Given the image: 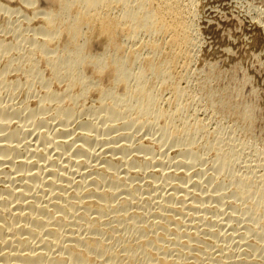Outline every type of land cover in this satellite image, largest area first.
Segmentation results:
<instances>
[{
  "label": "bare ground",
  "instance_id": "obj_1",
  "mask_svg": "<svg viewBox=\"0 0 264 264\" xmlns=\"http://www.w3.org/2000/svg\"><path fill=\"white\" fill-rule=\"evenodd\" d=\"M14 1L17 3L20 2L17 0H14ZM188 1L190 3L189 5L187 3ZM22 2H23V0H22ZM187 2L183 3V0H33V1L31 0L30 2H28L29 4H27V6L31 8L30 9L31 16H28V14L27 15L25 14L27 11L23 14L25 16H28L27 17L28 19L27 18L26 19L28 20L29 23H31L34 19H36L39 16V14H41L42 15L41 20H40L41 23H40V25H38L39 27L37 26L38 31L35 29V32H38V33L34 34V35L37 34L34 38H33L34 35L31 36L32 38L29 35H27L28 38H27V36L26 37L24 36L26 38L25 39L22 34H19V37L21 36L22 40L25 39L24 41H26V42H28L27 40L30 39L29 40L30 44L28 43L30 46L28 48H25V50L22 52H20L19 48H18L20 45L21 38L19 39V37H17V34H16V36L14 35L15 33L11 34V35H14L16 37V38L14 37V39H17L16 41H11L12 37L10 40L7 37L8 40L11 42L6 40V38H5L6 36H4V35H5V33H7L6 35L8 36L9 27H8V25H5V22L6 23L8 22V24H9V18H8V21L6 20V16L2 19V22H0L1 25L3 24L4 19L6 21L4 22L5 28H4V26H1V27H3L7 31L5 32L4 29L0 27L1 29H3L2 30L3 32L0 31L1 32L0 33V182L3 181L5 178L11 179L12 182L15 180L16 182L14 181L15 185L13 184L12 186H10L11 182H10V184L7 182L9 186L0 187V264H203V262H205L204 259H208L205 257V255L208 254V256L210 258L211 255H209V253H207L210 251H206L204 253V250L200 249V247H201L200 246L201 244L199 245L200 241L198 244H196V239L200 240V239H198V237L200 235L198 236L195 233V231L191 230L192 234H194V235L196 234L198 236V237L195 236L197 238H193L194 235L191 236V233H187V232H190V230L189 231L186 230V232H182L179 230L180 229L179 223L180 222H183L182 224L185 223L184 222L185 216H183V218L178 217V215L176 216L175 209L173 210L174 212L172 211V209H170L172 214L175 213V215L174 214L171 215V214L167 213L166 211L170 208V204H169V208H167L168 205L167 206L165 205L166 208L163 207L164 205L161 206L162 205L161 204L162 200L160 198L161 195H159L160 193L158 194L159 196L157 194L156 195L152 194L153 190H151V194L154 195L153 200H155V206L156 205L157 206H156V210H154V211H153V209L149 210V206H150L149 204L150 203L147 202V200H146V202L143 201V199L141 198L142 193H144L145 190L142 188H139L140 186L138 187L139 182L137 183L138 188L135 186V184H134L135 187L132 186L131 181H133L135 179L134 177H133V179L128 180V177L125 178L123 176H120L121 174H117V173H121L120 169H119V172L115 171L117 173L113 172L116 168L118 169V166L115 167V169L113 168L114 170L111 171L112 166L115 164L110 165L111 166V168H110L109 162L108 163L103 162L105 164L107 163L108 166H107V168H106V165H105V167L103 166L104 168L100 167L103 169L101 171H98L99 169L96 170L97 172H99V173H97L98 175H96V172L94 170L95 176L93 179L92 178H90V179H92L94 181V183H96V186L94 185L95 187L91 188V189H86L87 185L89 186V183H92L91 180H90L91 182H85V180H84L85 178L82 177L83 176L82 174H80V175H82L81 178H83L84 181L79 180L80 182H78V179H77V182H75L74 179L73 180H72V178L69 179L72 175H69L68 171L64 172V173H67V175H69L70 177L68 176L69 178L68 177L65 178L64 176L66 174H64L63 171H61V170L58 171V169H59L57 167L58 165L54 167L55 169L53 168V170H48L49 174H51V175L53 174L52 175L53 178H51V179L46 178V180H42V178L45 179V177H47V176L42 177V176H44V174L43 175L41 174L42 170H40L41 169V167L39 166L40 162L35 163L37 165L39 164L38 165L39 169H38V168H36L37 166L35 167V164L32 165L33 163H31V162L29 163L28 160H27L28 162L26 160H24V159H27L29 156L32 158L35 155L34 153L37 150L35 151L34 148H32L33 150H31L33 152V154H32V152L30 153L33 156H31L30 154H27L29 156L27 158H25L22 155L24 157L23 158L20 155H18L19 153L17 154L18 157L20 156L19 159H21V160L15 162L17 167L14 166L13 169L17 168V169H15V170H18L17 173H19L20 172L19 170H21V173H22L21 175H18V177L15 176V179L13 177L10 178V176H11L10 171L11 170L10 171L8 170V169H10V167L7 169L9 172H6V170L4 169L5 168L4 165L6 163L11 165L10 160L13 159V157H15L14 155L17 152H19V151H17L14 154V152H15L14 149L19 150L18 149L19 143L17 142L18 146L15 145V147H14L12 145V142L14 139L16 140L17 137H20L21 133H23V134H21V138L23 137L22 135L25 134L24 130H25V127H27L25 124H27V122L24 125L16 126L17 125L16 124L15 129H12L11 131H8V129H10L13 126V121L15 118H17V117L19 118L22 114H24V116L26 118V116L29 114V111L28 112L26 111L27 113H23L26 108H28L29 110H30V108H34V109H32V111H30L31 113L28 117V119L30 118V120H32L33 118L35 119L34 116H37L36 115L37 112L42 113L44 110H47V111L55 110V112H56L55 114L53 113L54 111L53 112L51 111L54 114L53 115L54 117L51 114L52 118L54 119L57 116L60 117L62 119V120L61 119L60 120L63 121L61 123L62 124L64 123L63 125L67 126L69 128L73 125V124H70V122L73 120L74 117H75L74 119H76V118L79 119L78 117L75 116V114L77 115L79 113V111L77 113H75V111H77V110L76 109L74 110L72 105H74L75 103H77L76 105H78V103H79L78 100L80 101L81 96L83 97V95L89 93L90 91H94L99 98L98 105L95 107V109H93V111L90 109L91 111L89 113H87L89 111L88 110L89 108H87V106L84 105L83 107H85V108L82 109V111H80V113L78 115H79V117H80V115L81 116L85 115L82 113L86 112L87 110L88 111L86 113L89 115H92L91 113L92 112L95 113V111H96L97 114H100V116H102V117H98V115H97V117H98L97 122H99V118L100 119L103 118V119H101V121L103 120V124L101 126H99V125H97L98 123L95 122L96 121L95 120L94 121L95 124L97 123L95 125L93 121L89 120V121L85 122L83 125L81 123L82 122L81 120H80L81 122L77 121L78 123L81 124L80 126L83 125V128H84V126H86V129H87V127L89 126L88 129H91V130L88 131V129H87L86 131L84 130L85 132L83 131L80 133L81 135L79 137L81 139H79V140H82V141H80V142H82V144L80 142L75 141V142L79 143V145L77 144L78 145L77 148L75 147L76 150L73 148L75 151L74 153H76V151H78V150L80 152H84L86 150L89 152L87 147L89 146V148H90V145H92L91 143H93V145H94V142H97L100 140L101 141L103 140V142H105L104 138L107 137L108 134H110V133L112 134L111 131H113V129H115L116 126L119 125V123H120L119 121H122V124H123L125 119L128 117H129V121H127V122L130 123V125H134V123H136V122L139 125H141V127H142V125H148V127L150 126V128H152V129H150V132H152V133H153V131H152L153 128H157L158 130H160L161 134H158V135H161V137L164 138V140H165V138H166V140H168L167 139L168 137L169 138L171 137V140L173 138L176 139L175 140V142L177 141L176 145L179 147L178 153H180V155H183V157L182 158L180 157L181 159H179V166L176 164L178 166V168L176 169V165H175V168L173 167L175 169V173L171 174V175L167 174V177H165L166 179L164 178L165 179L164 181L166 183L165 186L168 187L167 190L169 191V194L167 193L168 196L166 197V199L168 201L172 200L175 203L178 202L179 206L181 205L179 207V209H181L183 211V215L185 214L186 217L189 216L190 218H192L193 223H192L191 227L197 228L196 224L194 222H195V220H200L201 215H202L201 214L202 211H201V213H198L201 215H198L196 210L199 212L202 209L207 211L206 208H208V206L207 207L205 206V204H206L205 199H209V200H207V202L208 201L210 202V200L212 201V199H214V200L218 199V200L223 202V200H225L224 197L228 196L227 195L228 193L225 196H223V194H221L222 192H220L221 190L219 191V189L218 190L212 189V185H210V183H209V187L208 188L206 187L207 188L206 191L205 190L203 191L202 188H199V184H196L197 186L194 184L195 188L193 187L192 188L193 190L192 189L190 190L189 188L186 187L187 184L185 182H183L184 179L182 180V178H180V175H178L179 173H182L185 177L190 176V174L192 172L191 168L195 167V164L197 163V161L201 155V153H199L197 150L198 146H196V144L198 145V143H196V141L199 140V139H197V137L199 135H202V137H204L203 135H205L206 133L203 134V132H204L203 130L207 129V128H205L204 125H201V124H199V125L197 124L198 126H193L189 122L190 120L187 121L188 119L183 120L180 127H176V125H175V122L177 123L176 119L180 115V113L182 112V109H183L182 108L181 112H180L178 104H179V101L181 102L180 99L183 98L182 93L184 91L182 92L181 91L182 89H179L177 87L176 83H178V82L176 81V79H177L178 75L176 76L175 74H173V71H176V69L174 70V68L180 64V63H178L179 61H183V60L184 61H188V60L190 61L191 56H192V58L194 57L192 52L194 51L193 49L196 47L197 42L195 43L196 40L193 39L194 38L193 34L191 35V32L193 30V26H194L193 21L195 19L194 18L195 15H197L198 12H200L201 9H203V7H204L203 6V0H187ZM204 2H206V0ZM40 3H41V5L47 4L46 5L47 7L44 6L46 8L39 9ZM151 5H153V8L150 7ZM1 7H4V6H1ZM116 9L117 10L119 9L120 14H118V16L114 17V15L112 16V14H113L112 12H114V10H116ZM10 10H12L11 7H10ZM10 12L11 11H9V13ZM13 12H14V10L12 11V13ZM0 15H1V12H0ZM9 15L11 17V14H9ZM12 16H13V14H12ZM25 16H24V18H25ZM203 18H205V17H203ZM13 20L15 21V19H13ZM13 20H10L12 22V26L15 23ZM16 20H18V19L16 18ZM24 20H22V21L24 22ZM27 20H26V22H27ZM97 20H101L102 24L99 22L101 24V27L99 29L95 30L94 27H96L98 24L96 23L97 25L94 26V23ZM19 21H17V22H19ZM17 24L18 25L21 24V21H20V23H17ZM100 24H99V26H100ZM30 25H32V24H30ZM84 25H86L91 30H92V28L94 30L91 31L87 28V30H89L91 32L90 33L83 32L84 30L82 31V27ZM25 26H29V24L25 25ZM13 28H10V29H13ZM21 28H23V27H21L19 25V31L21 30ZM33 28H35V26ZM26 29H27V27H26ZM29 29H31V28H29ZM14 31H15V29H14ZM11 32H13V31L11 30ZM23 32H25V31H23ZM140 32H142V33L144 32L145 34H147L149 36V39H150V37H154V36H156V39H157V35H159L160 37L163 36V38L165 37V39L167 40V42L166 41L165 42H166V44H168L170 46V48H169L170 51L167 54V51L165 52V50L160 49V43H159V47L158 46L154 47L156 43L154 45H151V44L146 42L147 44L151 45V46L145 47L146 49H148V47H151V50H149V53H150V51L152 53V51L154 50V51H157L158 54L159 53H161V54L166 53L167 54L166 60L163 63H159L160 57L159 58L157 57V59L159 61V62H157V60L155 61V59H154L156 57H153V55L151 56V54L148 53L149 55L139 56L137 54L138 51L137 52L134 51L137 48H135L133 50V47H132V51L129 48L130 51H129V53H127V54H129L128 56H130L129 58L130 59L133 58V60L135 61V64H136V61L137 62L140 61L142 63L141 67L139 68L137 66L139 69L137 71H134V70H132L133 67H131V64H132L131 62L133 60L131 61L128 57H125V56L122 57V55H121L122 46L119 44L118 39L122 34L123 39L125 38V39L131 40V41H136V39H138V37H139L138 35L140 34ZM2 33H3V36L1 35ZM20 33H21V31H20ZM156 39H153V40H156ZM102 43H104L103 50L101 52H97L99 50H97V48L94 49V47L95 46L101 47ZM28 44H27V46H28ZM211 46H212V44H211ZM164 48L166 49V46H164L163 49ZM166 54H164V55L166 56ZM163 59H165V58H163ZM181 59H183V60H181ZM41 61L43 63H45L46 66L47 65L49 66V67H46L47 69L50 68L51 66L53 68H55L56 76L53 75L54 71L51 69L53 71L52 75L54 77H52L50 79H45L44 73L47 71V69L45 68L46 70L44 73H42L44 71V69H42V72H41V74L43 75V77H42L40 72H39V71H41L40 70V68H41L40 64L42 63ZM176 64H177V66H176ZM187 65H185V66H187ZM43 66H44V64H43ZM64 69H65V73L63 72ZM51 70L49 71L50 73H51ZM87 70H89V73L87 72ZM13 71L18 72V73L20 72V74L22 73V75L24 74L23 77H26V78H24L26 80L23 79L24 81H22V80L19 81V79H21V78L18 79L17 77H16V79H13V78L10 79L9 73L10 72L12 73ZM63 73L65 74V76H67V78H69L71 80V82L74 85L70 84V82H69V84L65 85V87L62 89V91L56 92L51 88V86H52V84L54 85V83H56V82L59 83L57 80H59L61 78V75L64 76ZM20 74H18V75H20ZM45 76H47V75H45ZM65 76H64V78H66ZM20 77H22V76L20 75ZM54 80L56 82H54ZM61 80H62V78H61ZM61 80H60V82H61ZM37 81L41 82L40 85L41 84L44 85V87H45L44 92L45 93H43L44 95L43 94L41 95L43 97H41L38 100V104H36V105L34 104V107H32V105H31V107L29 108L28 106H30V102H31L30 98L32 97L31 93H33V92H31V89L32 90L34 89L32 87L36 84ZM178 81H179V79H178ZM59 85H58V87H59ZM160 85L161 86L165 85L166 87H170L172 90V92H171L172 98L169 100L173 106L172 110H171V108L165 109V108H162V106H160V102H161L160 101V93H161L160 89L162 88V87H160ZM24 87H26V89H27V94H26L27 97L25 96L26 98H24V99L22 98L23 101L21 103L22 104L21 106H15L14 104L16 101H14V104L12 103L13 105H11V104L9 105V103L3 102L2 94L4 91L6 92V90L10 89V95L9 96L13 99L14 96L17 97L16 96L17 93L19 91L23 90ZM61 87H62V85H61ZM119 89L123 90V92L120 93L121 91H119ZM183 89H185V88H183ZM24 91L26 92L25 89H24ZM161 91H162V89H161ZM94 92H92V93H94ZM37 94H38V91H37ZM34 95H35V93H34ZM161 95H162V93H161ZM184 95H185V93H184ZM66 97H69L70 101H69L68 105L62 106L61 104H63V103H61V101L62 100L64 101V99ZM84 97H86V95ZM88 97H89V95H88ZM203 97H205V96H203ZM106 98H108V99L112 98L111 99L112 103L110 105H106L107 102L104 103V100H106ZM237 98H238V96H237ZM87 99H86V101H87ZM227 99H228V97H227ZM86 101L84 103H86ZM214 101L215 100H213V102ZM51 102L55 103V105L52 106ZM167 102H168V100H167ZM241 102H243V101H241ZM19 103H20V101L17 104L19 105ZM35 107H37V108H35ZM79 107H80V105H79ZM74 108H77V106ZM237 108H239V107L234 106V110L238 112ZM222 109H224V108H222ZM79 110H81V109H79ZM186 110H187V108H186ZM41 113H37V114H41ZM96 113L93 114V116L96 115ZM235 114H237V113H235ZM44 115H45V113H44ZM51 116H50V118H51ZM97 117H93V119H95ZM133 117H135V118H133ZM229 118H231V117H229ZM19 119H21V117ZM23 119H22V123H23ZM90 119H92V118L90 117ZM41 120H42V118H41ZM45 120H48L47 117ZM15 121H16V119H15ZM20 121H18L17 123L19 124ZM32 122H34V120ZM37 122H41L40 119H38ZM42 122H44V120ZM28 123H31V122H28ZM61 123H59L60 128H61V126H63ZM131 123H133V124H131ZM179 123H180V121H179ZM69 124H70V126H69ZM138 124H137V127L139 126ZM193 124H195V123L193 122ZM41 125H43V124H41ZM48 125H50V124L48 123ZM125 125H127V124H125ZM119 126H121V123ZM45 127H46V124H45ZM31 128L34 130V127L31 126L30 129ZM39 128H40V126H39ZM142 128H144V126ZM28 129H29V127H28ZM54 129L56 130L57 128L54 127ZM67 129H65V130H67ZM69 129L67 130V132L70 131ZM81 129L82 128L80 127V130ZM95 129H96V131H95ZM138 129H139V127H138ZM145 129H148V131H149V128H145ZM41 130H39V132ZM65 130H61V131L64 132ZM78 130H79V128H78ZM93 130L96 132L95 134L92 133ZM108 130L109 131L111 130L110 133H108L109 132ZM128 130H129V128H128ZM130 130H131V128H130ZM133 130H131V131L133 132ZM61 131L57 130V132H59V133ZM57 132L53 131V134L56 133L58 136L59 133H57ZM34 133H37V132H34ZM51 133H52V131H51ZM146 133H148V132H146ZM32 134H31V136H32ZM39 134L42 135L41 132ZM53 134H50V135L52 136ZM56 134H54V135H56ZM220 134L221 133H217L215 138L213 139L212 143L208 142L207 143L208 146H206V147H208V150L211 149L214 151V153H216L215 154L216 156L214 157V159L216 158L215 159V166L216 167L214 165L213 166L216 169V174L223 175V174L227 173V175L232 178V181L230 180L232 185H233V193L234 194L233 193L232 194H233V196L234 195L236 196L237 201H240L239 206H242V210H243L242 215H244L245 219L248 221V224H245V225H248V226H245L246 227L245 229L249 230V231L245 232V234H246V236L249 234L247 236L249 238L251 233H253L252 235L257 237L256 240L259 239L260 241H257V244L252 243L253 244L252 246L247 241L248 242L247 246L250 248V251L252 253V254L249 253L250 255L249 256L247 255L248 256L247 258L237 257V256H235L236 253H234V254L230 253L231 254L230 255L228 253L229 250L227 252H225L226 250L223 249L222 246L221 247L219 246L221 249L219 247H218V250L215 249L216 251H218L219 254L214 256L215 258L211 256V260L214 261L212 264H217V262H218V264H247V263L249 264V262L254 263V261L257 259L253 260L251 258L252 260H250L249 257L252 255H254V257H255L257 254H259L258 253V251L260 249L259 243L264 242V241H261V239L264 240V175L263 174L257 175V173H255L256 172L255 168L257 165H254V164H246L245 163L246 165L245 166L243 165V168L244 167L245 168L244 169L240 168L241 167L240 166V164H241V162H240L241 158L240 157L241 156H239L237 153L238 148L236 149V145L234 146L233 141L231 139H228V138L222 136V134L221 135ZM26 135H28V134L26 133ZM50 135H49V133H45L44 135H42V137L44 139L37 137V140H35V141L38 142V139L44 140L45 143L47 144V146H50V144L51 145L56 144V145H54L55 147L57 146L56 149L61 148L62 152H64L63 149L66 146L68 147V145L64 144V142L58 143L60 141L57 140V138H56L57 136L53 135L54 137L53 136L51 137ZM66 135H65V137H66ZM104 135H106V136L104 137ZM123 135L124 134H122V136L121 135H119V136L123 137ZM35 136H36V134H35ZM119 136H117L118 140L120 138ZM152 136L153 135H151V137ZM206 136H207V134H206ZM206 136L204 137L205 139H206ZM58 137L60 138V136H58ZM130 137H132V136L130 135ZM161 137L158 139H162ZM24 138H27V137L24 136ZM24 138H22V139H24ZM62 138H63V136H62ZM112 138H113V136H112ZM113 139L116 140V138H113ZM154 139H156V138H154ZM174 139H173V141H174ZM17 140L19 141L21 139L17 138ZM27 140H29V139H27ZM32 140L34 142V139H32ZM56 140H57V142H56ZM75 140H77V139H75ZM118 140H116V141L118 142ZM135 140H136V138H135ZM164 140L162 139L161 141L163 142ZM201 140H202V138H201ZM152 141H153V139H152ZM206 141H208V140H206ZM21 142H24V141L22 140ZM21 142H20V145H21ZM67 142H68V140H67ZM107 142H106L107 144H110V142L113 143L111 138ZM164 142H163V144H164ZM74 143H72V144H74ZM158 143H159V141H158ZM14 144H16V143L14 142ZM29 144H30V142L27 145H29ZM35 144H36V142H35ZM37 144H39V142ZM133 144L135 145V143H133ZM163 144H162V147L164 146ZM30 145H32V144H30ZM96 145H97V143H96ZM139 145H140V143H139ZM23 146L27 148L26 145H23ZM32 146H34V145H32ZM71 146H73V145H71ZM103 146H105V143H104V145H102V147ZM111 146L108 147V149H111V151L114 150L116 152L117 150L119 151V149L121 148L122 151L124 152V154L126 152V154H125L126 156L128 155L127 152L130 149L129 147L132 148V146H130L127 143H122V145L120 147L118 146L117 150H116L117 144H116V146L115 145L114 146L111 145ZM16 147H17V149H16ZM34 147H37V146H34ZM148 147H150V145ZM160 147H161V145H160ZM44 148L45 147H43V149ZM68 148H66L65 150H67ZM133 148H135V147H133ZM138 148L142 149L141 146ZM30 149H29V151H26L27 149L24 151L29 153ZM100 149L102 150L103 148H100ZM146 149L148 150V148H146ZM146 149H144V150H146ZM161 149H163V148H161ZM201 149H202V147H201ZM39 150H40V148H39ZM45 150H47V149H45ZM45 150H43L44 151L43 153L46 154ZM72 150H70V152ZM140 150H138V152ZM144 150H143V152H144ZM152 150L155 151V149H152ZM94 151L95 150L93 149V152ZM122 151L118 152V153H122ZM148 151H150V150H148ZM56 152H58V150ZM37 153H38V151H37ZM58 153H60V152H58ZM64 153H66V152H64ZM95 153L97 154V152H95ZM100 153H101V151H100ZM12 154H14V155L12 156ZM85 154H87L86 156L89 155L88 153H85ZM85 154H84V156H85ZM152 154H151V156H152ZM39 155H40V153H38V155H36V156H39ZM74 155H72V157ZM80 155L83 156L82 153L78 154V152H77L75 156L81 157ZM46 156H48L47 158H49L48 154L45 155V157ZM65 156H66V154H65ZM30 157L28 159H31ZM42 157H44V156H41L39 158V160H41ZM56 157H57V155H56ZM60 157H61V155H60ZM97 157H98V155H97ZM122 157L124 158V155ZM36 158L37 157H35L34 159H36ZM153 158H154V156L151 157L152 161L154 160ZM49 159H51V158H49ZM84 159H85V157H84ZM124 159H125V161L122 160V162L126 163V161L127 162L129 161V159L128 160H126V158H124ZM174 159H175V157H174ZM93 160H95V159H93ZM106 160L107 159H105V161ZM146 160H147V158H146ZM146 160L144 162H146ZM151 160H150V162H151ZM171 160H173V159H171ZM81 161H83V160H81ZM88 161L86 164L89 163ZM108 161H109V159H108ZM133 161L134 160L132 158V161H130V162H133ZM174 161L176 162V160H174ZM41 162L43 165L42 160H41ZM49 162H48L49 164L47 163V165L45 162V165L51 167V169H52V167H53L51 165L52 161H49ZM70 162H71V159H70ZM77 162L78 161H76V163ZM130 162H128L129 164H127V163L126 164L128 166H131L132 164ZM141 162H142V160H141ZM150 162H147L148 166L146 163H143V162H142L143 164L140 165L139 164L140 160H139L138 165L137 164L136 165L138 167L140 166L141 170H145L147 167L150 166ZM162 162L165 163L164 161H162ZM252 162H254V161H252ZM56 163H57V161H56ZM60 163H61V161H60ZM97 163L99 164V162H97ZM113 163H115V162H113ZM125 163H123V164H125ZM152 163H154V161ZM243 163H244V161H243ZM80 164L81 163H79L78 166ZM84 164H85V162H84ZM91 164L92 163H89L88 166H91ZM111 164H112V162H111ZM120 164H121V162H120ZM157 164H160V163L157 162ZM157 164L155 163V165H157ZM63 165L65 166V164H63ZM101 165H104V164H101ZM160 165L163 166V164H160ZM172 165H174V164H172ZM197 165H198V163L196 164V166ZM32 166H33V168H31ZM121 166H122V164H121ZM126 166H124V167H126ZM133 166H134V164H133ZM49 167H48V169H49ZM59 167H61V166H59ZM83 167H85V166H83ZM92 167H94V166H92ZM163 167H162V169H163ZM46 168L47 167H45V169ZM79 168L80 167H78V170H79ZM122 168H123V166H122ZM128 168H127V170H128ZM154 168H156V167H154ZM209 168H211V167H209ZM34 169H36V170L38 169V170L35 171ZM64 169L65 168L63 167L62 170H64ZM73 169L75 170V168H73ZM170 169H172V168H170ZM200 169H202V168H200ZM15 170L14 171L12 170V171L15 172ZM211 170H212V168H211ZM60 171H61V173H60ZM83 171H84V169H83ZM162 171H164V170H162ZM203 171H207V170L204 169ZM94 172H92V173H94ZM43 173H45V171ZM126 173L127 172H125V174ZM200 173L203 174V172H200ZM14 174L17 175L16 172ZM14 174H12V176ZM46 174L47 173H45V175ZM86 176L89 177V174ZM128 176H129V173H128ZM48 177H49V175H48ZM146 177H148L147 174H146ZM56 178L60 179L59 183L61 181L67 182L66 184H65V182L62 184L60 183L61 185H59V183H57L58 187L60 188V191H58L57 193H56L57 189H55L57 186L56 187L53 186ZM131 178H132V176H131ZM189 178H191V177H189ZM86 179H87V181L89 180L88 178H86ZM129 179H130V177H129ZM154 180H155V182L157 181L156 179H154ZM154 180L153 181L151 180V181L154 182ZM175 180H178V181H175ZM185 180H186V178H185ZM209 180L211 181V183H213L212 181L216 180L213 173L211 174V177L209 178ZM5 181H6V179H5ZM189 182H191V181H189ZM133 183H135V182H133ZM192 183H193V181H192ZM231 183L229 185H231ZM63 184H65V185L63 187H60ZM48 185H49V187H48ZM158 185H156V187ZM44 186H46V187H48V189H50V190H48L46 188L47 191L45 190V192H47L46 195L48 194V191L50 192L49 193L50 196L47 199L42 200L43 197L41 198L40 195H38V193H39V191H41V189H43ZM160 186L162 187V186H164V184L159 185V187ZM150 187L152 188L153 184ZM159 187H157L156 189H158ZM143 188H146V187L144 186ZM165 188H163V190ZM222 188H224V187H222ZM148 189H149V187H148ZM87 190H89V191H87ZM70 191H72V195L70 194ZM157 191H156V193H157ZM224 191H226V190H224ZM53 192H55V194H53ZM125 193L127 196L125 195V199L119 201L121 204L119 202H117L118 204L117 203L115 204V201H117L116 199L118 198V196H120L121 194H125ZM163 193L161 192V194H163ZM42 194H43V191H42ZM148 194H150V192ZM162 196H164V195H162ZM252 196H255L256 199L250 200L253 198ZM152 197L153 196H151L150 198L152 199ZM157 197L160 198V202L157 199ZM231 198H232V196H231ZM248 200H250V201H248ZM172 201L169 203H172ZM163 203L167 204L166 202H163ZM216 203H218V202H216ZM146 204L149 206H147ZM145 205H146V207H145ZM235 205H233V206H235ZM172 206H175V205H173V203H172ZM172 206H171V208H172ZM134 208H136V209H134ZM150 208H152V207H150ZM78 209L83 210V211L81 210L83 212L81 215L79 212H77ZM109 209H114L116 214L114 215L113 218L116 220L117 223L120 222L121 225L125 229L127 228V231H129V234L126 233L127 234L126 235L124 233V235H126L127 237L129 235L131 237V235H130L131 231L130 230L134 229V231H136V233L134 231L132 233H134L135 237L132 236L133 238L131 240L130 239L128 240L127 237L125 238V236H120L119 232H118L119 234L117 233L118 235H114V233L116 232L115 230H117V227L120 224H117V226L115 224L116 227H114L113 224H112L113 227L108 226L111 219H105V217L108 216L106 214V212L109 211L108 213H111V210H109ZM132 209L134 211H136V213H134L132 211ZM215 209H216V205H215ZM215 209L213 210L215 212L217 210H219V209H217V210H215ZM232 209H234V208H232ZM140 210H142L143 212ZM129 211H131L133 214H129ZM179 211L180 210H178V212ZM154 212H156V214L158 216L156 221H152L153 219L149 220V218L153 215L152 213H154ZM218 212H220V211H218ZM234 212H235V210H234ZM204 213L205 212H203V214ZM206 213H208V212H206ZM232 213L233 212H231V214H229V215H233ZM112 214H113V212H112ZM214 214H211V215H214ZM216 214H217V212H216ZM226 215H227V213H226ZM137 216H140V218L139 219L136 218ZM180 216H182V214H180ZM202 216H204V215H202ZM204 217H206V216H204ZM215 217H217V216H215ZM218 217H219V215H218ZM221 217H223V215ZM106 218H109V217H106ZM113 218H112V221H113ZM154 218H156V216H154ZM226 218H228V217H226ZM242 218H243V216H242ZM217 219H216V222H217ZM144 220L147 221V223L144 222ZM202 220L204 221L205 219L202 218ZM229 220L230 219H228V222H229ZM238 220H240V217ZM114 221H113V223H115ZM141 221H143V222L139 223ZM203 221H201V222H203ZM253 221H255V222L253 223ZM211 222H214V221H211ZM143 223H146V224H143ZM188 223H190V222H188ZM206 224L209 225L208 222H206ZM213 224L214 223H212V225L210 224V226L214 227ZM207 225H206V227H207ZM224 225H225V223H224ZM202 226H204V225L202 224ZM227 227H228V229L230 228L229 226H227ZM232 227H234V226H232ZM186 228H188V227H186ZM220 228H222V227H220ZM224 228H223V230H224ZM234 228H236V227H234ZM248 228H250V229H248ZM204 229H205V226H204ZM230 229H232V228H230ZM217 230H219V229H217ZM234 230L235 229H233V232H234ZM107 231L110 232V235L106 233ZM183 231H185V230H183ZM229 231H231V230H229ZM237 231H235L236 232L235 234L237 236L241 235V234L238 235ZM225 232L228 233V231H225ZM206 233H207L206 235L204 234L205 236L208 235L214 242H217L218 238H220L219 234H221L222 232L217 233V231H214L213 228L209 227V229L207 230ZM105 234H107L109 236H106ZM223 234H224V232H223ZM243 234L244 233H242V235ZM171 235H173V237H171ZM117 236H120V237H117ZM246 236L245 237L240 236L241 239L239 237L237 239H239L240 243H241V240L244 241ZM233 237H236V236L233 235ZM233 237H231V238L233 239ZM223 238H225V236ZM227 238H229V237L227 236L226 239ZM111 239H113V242ZM119 239H120L121 244L119 246L120 248L117 250V248H115L114 245H115V241L119 240ZM226 239H222V240L228 241V239L227 240ZM235 239L236 238H234V240ZM207 240H209V239H206V241ZM212 240H211V242H213ZM234 240H232V241L234 242ZM193 241H195V243ZM204 241L202 240L203 243H204ZM244 242H246V239ZM237 243L239 244V242H237ZM207 244L212 245L213 243H207ZM207 244L204 243V245H207ZM215 244L216 243H214V245ZM227 244H228V242H227ZM118 245H119V242H118ZM242 245L246 246L245 243L241 244V246ZM183 246L186 247L187 250H188V248L190 250L193 249V252L190 251L191 253H193V255H191L192 258L194 259L192 262L190 261V259L187 260L188 256L191 253L186 257V259L184 257L185 255L183 256V254H184V252L182 250ZM227 246L228 245H225V247H227ZM204 247L206 248L207 246H204ZM233 247H235V245ZM242 247H244V246H242ZM248 247H247V249H248ZM263 249H264V247H263ZM196 250H197V253L195 254L194 252ZM216 251L212 252L213 255ZM241 251H239V252H241ZM185 253H187V252H185ZM241 254H242V252H241ZM245 254H246V252H245ZM140 256L141 257L143 256V257L141 258ZM244 256H246V255H244ZM256 257H258V255ZM192 258H191V260H192ZM212 258H214V259H212ZM202 260H203V262H201Z\"/></svg>",
  "mask_w": 264,
  "mask_h": 264
},
{
  "label": "rangeland",
  "instance_id": "obj_2",
  "mask_svg": "<svg viewBox=\"0 0 264 264\" xmlns=\"http://www.w3.org/2000/svg\"><path fill=\"white\" fill-rule=\"evenodd\" d=\"M17 1H20V2H15L14 0H0V7L1 6H4V7H1L0 8V12H1V15H0V22H2V19L6 16V20L8 21V18H9V24H8V22L6 23L5 21V19H4V21H3V24L1 25L0 24V27L1 26H4V22H5V25H8V27H9V30H8V36L6 35L7 33H5L7 30H5L4 28H5V26H4V28L3 27H1V28H3L4 29V33H5V35L4 36H6L5 38H6V40H8V38H9V40L11 39V37H12V40L11 41H16L17 39H14V37L16 36V34H17V37H19V34H22L23 35V37L25 36H27V35H29L30 37L31 36H33L35 33H38V32H35V29L38 31V25H40V23H41V14H39V16L36 18V19H34L31 23H29L28 22V16H31V11H30V7H28L27 6V4H29L28 2H30L31 0H23V2H22V0H17ZM33 1V0H32ZM205 0H203V9H201V13L200 12H198V14L197 15H195V19H194V26H193V30H192V32H191V35L193 34V36H194V40H196L195 41V43H196V47L193 49L194 51L192 52L193 53V58H192V56H191V59H190V61L188 60V61H184L183 59H181V60H183V61H179L178 63H180L178 66H177V64H176V66L177 67H175L174 68V70L176 69V71H173V74H175L176 76H177V79H176V81L178 82V83H176V85H177V87L179 88V89H182L181 91L183 92L182 94V96H183V98L182 99H180L181 100V102L179 101V110H180V112H181V109H182V112L180 113V117L178 116L177 117V119H176V121H177V123L175 122V125H176V127H180V125L182 124V122H183V120H187V121H189L193 126H198L199 124H201V125H204L205 126V128H207V129H205V130H203L204 132H203V134H207V136H206V134L205 135H203L204 137L206 136V139L204 138V137H202V135H199L198 137H197V139H199V140H197L196 141V143H198V145L196 144V146H198L197 147V150H198V152L199 153H201V155H200V157H199V159H198V161H197V163H198V165L196 166V164H195V167H192L191 168V174H190V176L189 177H191V178H189V177H185L182 173H179L178 175H180V178H182V180H183V182H185L186 184H187V188H189L190 190L194 187V184L196 185V184H199V188H202L203 189V191L205 190L206 191V189L209 187V183H210V185H212V189H215V190H218L219 189V191L220 192H222L221 194H223V196H225L227 193V195L228 196H226V197H224V199L225 200H223V202L222 201H220V200H218V199H212V201L210 200V202L208 201L207 202V200H209V199H205V201H206V204H205V206L207 207L208 206V208H206V210L207 211H205V210H200V212L199 211H197L196 210V212H197V214L198 213H201V211H202V215H204V216H206V217H204V216H202L201 214H198V215H201V218H200V220H195V224H196V227L197 228H195V227H191V225H192V223H193V221H192V218H190L189 216H187L186 217V215L184 214L183 215V211L181 210V209H179V207L181 206H179V203L178 202H173L172 200V203H173V205H177L176 207L175 206H172V203H169V202H171V201H168L167 199H166V197L168 196V194H169V191L167 190L168 189V187H166L165 185H166V183H165V177H167V174L169 175H171V174H174L175 173V165L177 164L178 166H179V159H181L182 157H183V155H180V153H178V149H179V147L176 145V142H175V140L176 139H174V141H173V139L171 140V137L169 138H167L168 140H166V138H165V140H164V138H162L161 137V135H158V134H161V131L160 130H158L157 128H153V133L152 132H150V129H152V128H150V126L148 127V125H142V127L144 126V128H142L141 127V125H139L137 122V124L139 125L138 127H139V129H138V127H137V124L136 123H134V125H130V123H128L127 121H129V117L128 118H126L125 119V121L127 122H123V124H122V121H119L120 123H121V126H119L120 125V123H119V125L118 126H116V128L115 129H113V131H111L112 132V134L110 133V131L108 132V133H110V134H108L107 132V137H105L106 135H104V141L105 142H103V140L101 141H97V142H94V145H93V143H91L92 145H90V148H89V146L87 147V149L89 150V152L86 150V151H84V152H80L79 150L78 151H76V153L78 152V154H81L82 153V155L83 156H81V157H76L75 155H76V153H74L75 151H74V149L76 150V148H77V146L79 145V143H77V142H80V141H82V140H79V139H81L79 136L81 135L80 133L81 132H83L84 130L86 131L88 128H89V126L87 127V129H86V126H84V128H83V125H84V123L85 122H87V121H89V120H91V121H95V122H97L98 121V117H102V116H100V114H97L96 113V111H95V113H96V115H94L93 116V114H95V113H91L92 115H89V114H87V113H89L91 110L93 111V109H95V107L98 105V101H99V98H98V96H97V94L94 92V91H90L89 93H87L88 95H89V97H88V95L87 94H85L86 95V97L88 98H86V97H84L85 95H83V97L81 96V98H80V101L78 100V105H76L77 103H75L74 105H72L73 106V109L75 110H77V111H75V113H77L78 111H79V113H80V111H82V109H84L85 107H83L84 105H86L87 106V108H89L86 112H84V113H82V114H85V115H83V116H81L80 115V117H79V113L76 115L75 114V116L76 117H78L79 119H74L73 118V122L71 121L70 122V124H73L71 127H67V126H64L61 122H63V121H61L62 119L60 118V117H55L54 119L52 118V116L56 113L55 112V110H51V111H47V110H44L42 113L41 112H37V113H41V114H37L36 113V115L37 116H34L35 117V119L33 118L32 120H30V118L28 119V117H29V115H30V111H32V109H34V108H30L31 107V105H32V107H34V104L36 105V104H38V100L41 98V97H43V96H41L43 93H45L44 92V90H45V87H44V85L43 84H41L40 85V81H37L36 82V84L32 87V88H34L33 90L31 89V92H33V93H31V95H32V97L30 98V106H28L29 108H30V110L28 109V108H26L25 110H24V112L23 113H27L28 111H29V114L26 116V118H25V116H24V114H22L20 117H21V119H19L18 117L17 118H15L16 119V121H15V119H14V121H13V128L11 127L10 129H8V131H11L12 129H15V127L16 126H18V125H24L26 122H27V124H25L27 127H25V130H24V135H22L23 137L22 138H24V136H26L27 138H24V139H22L21 138V134H23V133H21L20 134V137H17L18 139L20 138L21 140H17V138H16V140L14 139L13 140V142H12V145L15 147V145L16 146H18V143H19V146H18V149L19 150H15L14 149V154L17 152V151H19V152H17L15 155L14 154H12V156L14 155L15 157H13V159H11L10 160V162H11V165L10 164H8V163H6L4 166H5V170H6V172H9L10 170V173H11V176H10V178L11 177H13L14 179H15V176H17L18 177V175H21L22 173H21V170H19L20 172L19 173H17L18 172V170H15V169H17V168H14L13 169V167L15 166V167H17L16 166V164H15V162H17V161H20L21 159H19L20 158V156L21 157H25V158H27L29 155H27V154H30L32 151L31 150H33L32 148H34V150L36 151H38V153H40V155L41 156H44V157H42L41 158V160L43 161V165H42V162H41V160H39V158L41 157L40 155L39 156H36V155H38V153H37V151L34 153L35 155L33 156L32 154H33V152H32V154H30L31 156H33L34 158L35 157H37L36 159H34L33 157L31 158L30 156V158L31 159H24V160H28L29 161V163L31 162V163H33L32 165H34L36 162H40L38 165L41 167V169L40 170H42V175L44 174V176H42V177H45V176H47V177H45V179L44 178H42V180H46V178H48V179H51V178H53V174L51 175V174H49V172H48V170H53V168L55 167V166H57L59 169H58V171L59 170H61V171H63V173L64 172H67L68 171V174L69 175H72L71 177L69 176V175H67V173H64V174H66L64 177L65 178H67L68 176L70 177H68L69 179H71L72 178V180L74 179L75 180V182H77V179H78V182H80V181H82L83 180V178H81V176L82 177H84L85 179V182H91L92 181V183H89V186L87 185V187H86V189H91V188H94L95 186H96V183H94V181L92 180L93 178H94V174H95V172H96V175H98L97 173H99V172H97L96 170H98V171H101V170H103L102 168H104L105 167V165H106V168H107V163L109 162V167L111 168V166L110 165H113V164H115V165H113L112 166V169H111V171H113L114 169H115V167H117L118 166V169L116 170H114L113 172H115V171H117V172H119V169H120V172L121 173H117V172H115V173H117V174H121L120 176H123V177H125V178H127L128 177V180H131V179H133V177L135 178L133 181H131L132 182V186L133 187H137V183L139 182V184H138V187L139 188H142V189H144L145 190V192L144 193H142V196H141V198L143 199V201H145L146 202V200H147V202H149L148 204L150 205H147V206H149V210H151V209H153V211L154 210H156V206H155V200H153V198H154V195H158L159 193V195H166L165 197L164 196H160V198H161V200H162V205L161 206H163V207H165L166 208V206H167V208H169V204H170V208L166 211L167 213H169V214H171V215H175V213H176V216L178 215V217H181V218H183V216H185L184 217V222L186 223H184V224H182L183 222H180L179 224V226H180V231H182V232H186V230H190V232H187V233H191V230H193V231H195V233L199 236H197L196 234L194 235V234H192L191 233V236H193L194 235V237L193 238H197L198 237V239H200V240H197L196 239V244H198L199 243V241H200V243H199V245L201 246L200 247V249H203L204 250V253L206 252V251H210V252H207V253H209V255H211L212 257H214V256H216V255H218L219 253H218V251H216V250H218V247L220 246H222L223 247V249H225L226 251L225 252H227L228 250V253L230 254H234V253H236L235 254V256H237V257H242V258H247L250 254H252L251 253V251H250V248L247 246V244H248V242L251 244V246L253 245V244H257V241H260L259 239H257L256 240V236H254V235H252L253 233H251V235L249 236V238L246 236V234H245V232H247V231H249V230H246L245 228V226H248V225H245V224H248V221L245 219V217H244V215H242V206H239L240 205V201H237V198H236V196L234 197L233 196V185H232V183H231V181H232V178L231 177H229L228 175H227V173L226 174H223V175H218V174H216V169H215V159H214V157L216 156L215 154L216 153H214V151L213 150H211V149H209L208 150V147H206V146H208V142L210 143H212V141H213V139L215 138V136H216V134L217 133H221L222 134V136H224V137H226V138H228V139H231L232 141H233V144H234V146L236 145V149L240 152H238L237 151V153H238V155L239 156H241L239 159H240V162H241V164L243 163V161H244V163L241 165L240 164V168H243V165L245 166L246 164H254V165H257L256 166V168H255V170H256V172L255 173H257V175L258 174H263L264 175V0H206V2H204ZM187 2V0H183V3H186ZM202 2V1H201ZM188 3V5L190 4L189 3V1L187 2ZM26 4V5H25ZM47 5V4H46ZM46 5H41V3L39 4V9H43V8H46L47 6ZM7 6V7H6ZM44 6H46V7H44ZM213 6V7H212ZM10 7H11V9L12 10H10ZM16 7V8H15ZM150 7H152L153 8V5H151ZM28 8V9H27ZM221 8V9H220ZM7 9V10H6ZM16 9V10H15ZM4 10V11H3ZM14 10V12L12 13V11ZM21 10V11H20ZM9 11H11L10 13H9ZM27 11V12H26ZM203 11V12H202ZM17 12V13H16ZM19 12V13H18ZM21 12V13H20ZM26 12V13H25ZM119 12V13H118ZM207 14H206V13ZM220 12V13H219ZM23 13H25L26 15L28 14V16H25ZM113 13V14H112ZM111 14H112V16L114 15V17H116V16H118V14H120V11H119V9L117 10H114V12H112ZM226 13V14H225ZM9 14H11V17L13 18V19H15V21L10 17V15ZM12 14H13V16H12ZM22 14V15H21ZM202 14V15H201ZM206 14V15H205ZM8 16V17H7ZM21 16V17H20ZM24 16H25V18H24ZM20 17V18H19ZM203 17H205V18H203ZM16 18L18 19V20H16ZM27 18V19H26ZM209 18V19H208ZM214 18V19H213ZM24 20V22L22 21V20ZM217 19V20H216ZM10 20H13L14 22V24H13V26H12V22L10 21ZM21 21V24L23 25H21V24H19L21 27H23V28H21V33H20V31H19V25L17 24V23H20V21ZM26 20H27V22H26ZM17 21H19V22H17ZM17 22V23H16ZM102 22L101 20H97L95 23H94V26L95 25H97L96 27H94V29L96 30V29H99L100 27H101V24L100 23ZM196 22V23H195ZM26 23V24H25ZM97 23V24H96ZM29 24V26H25V25H28ZM30 24H32V25H30ZM99 24H100V26H99ZM11 25V26H10ZM16 25V26H15ZM18 25V26H17ZM205 25V26H204ZM32 26V27H31ZM35 26V28H33ZM38 26V27H37ZM14 27V28H13ZM26 27H27V29H26ZM0 28V29H1ZM10 28H13V29H10ZM25 28V29H24ZM29 28H31V29H29ZM84 28V29H83ZM87 26L86 25H84L83 27H82V31L83 32H86V33H90L91 31H93L94 29L92 28V30L90 29V28H88L89 30H91V31H89V30H87ZM3 29H1L0 31H2ZM14 29H15V31H14ZM11 30L13 31V32H11ZM28 32H27V31ZM33 30V31H32ZM10 31V32H9ZM23 31H25V32H23ZM89 31V32H88ZM243 31V32H242ZM3 32V31H2ZM1 33V32H0ZM15 33V34H14ZM211 33V34H210ZM11 34H14V35H11ZM204 34V35H203ZM2 36H3V33L1 34ZM37 35V34H36ZM36 35H34L33 36V38L36 36ZM139 37H138V39H136V41H131V40H128V39H123V36H122V34H121V38L119 37V39H118V41H119V44L122 46V51H121V55H122V57H130V56H128L129 54H127V53H129V51L131 50L132 51V47H133V50L135 49V48H137V49H135L134 51L135 52H137L138 51V55L139 56H145V55H149V54H151V56L153 55V57H156V58H154L155 59V61L157 60V62H159V63H163L165 60H166V57H167V54H168V52L170 51L169 50V48H170V46L168 45V44H166V42H167V40L165 39V37L163 38V36H159V35H157V39H156V36H154V37H150V39H149V36L147 35V34H145L144 32L142 33V32H140V34L138 35ZM192 36V37H193ZM8 37V38H7ZM24 37V38H25ZM29 37V38H30ZM16 38V37H15ZM21 38V36L19 37V39ZM27 38H28V36H27ZM32 38V37H31ZM196 38V39H195ZM248 38V39H247ZM26 39V38H25ZM25 39H23L22 40V38H21V40H20V45H19V51L20 52H22V51H24L25 50V48H28L30 45V42H29V40L30 39H28L27 41L28 42H26V41H24ZM153 39H156V40H153ZM8 40V41H9ZM149 40V41H148ZM11 41H9V42H11ZM23 41V42H22ZM128 41V42H127ZM154 41V42H153ZM166 41V42H165ZM22 42V43H21ZM149 43V44H151V45H154L155 43V46L154 47H156V46H158L159 47V43H160V49H162V50H165V52L167 51V54L166 53H164V54H166V56L164 55V54H161V53H157V51H152V53H151V51H150V53H149V50H151V47H148V49H146L145 47H147V46H151V45H149V44H147V43ZM210 42V43H209ZM261 42V43H260ZM29 43V44H28ZM158 43V44H157ZM27 44H28V46H27ZM103 44V45H102ZM101 44V47L100 46H95L94 47V49H96L97 48V50H99V51H97V52H101L102 50H103V48H104V43H102ZM146 44V45H145ZM162 44V45H161ZM211 44H212V46H211ZM249 44V45H248ZM263 44V45H262ZM99 45V44H98ZM198 45V46H197ZM210 47H209V46ZM124 46V47H123ZM164 46H166V49L164 48L163 49V47ZM169 46V47H168ZM21 47V48H20ZM157 47V48H158ZM204 47V48H203ZM23 48V49H22ZM129 48H130V50H129ZM159 49V48H158ZM148 50V51H147ZM246 50V51H245ZM96 51V50H95ZM127 51V52H126ZM248 51V52H247ZM195 52V53H194ZM125 53V54H124ZM149 53V54H148ZM154 53V54H153ZM207 53V54H206ZM158 54V55H157ZM201 54V55H200ZM120 55V56H121ZM161 55V56H160ZM164 55V56H163ZM204 55V56H203ZM198 56V57H197ZM157 57L159 58V61H158V59H157ZM204 57V58H203ZM163 58H165V59H163ZM130 59V58H129ZM163 59V60H162ZM131 61L133 60V58H131L130 59ZM193 60V61H192ZM192 61V62H191ZM230 61V62H229ZM42 62V61H41ZM182 62V63H181ZM189 62V63H188ZM132 63V64H131ZM130 64H131V67H133L132 68V70H134V71H137L140 67H141V62L140 61H136V64H135V61L133 60L132 62H131ZM135 65H134V64ZM184 63V64H183ZM43 64H44V66H43ZM188 64V65H187ZM185 65H187V66H185ZM139 68H138V67ZM40 70L41 71H39L40 72V74H41V72H42V69H44V71L42 72V73H44L45 72V70L47 69L46 67H49L48 65L46 66V64L45 63H41L40 64ZM187 67V68H186ZM46 68V69H45ZM249 68V69H248ZM53 70L54 71V74L53 75H55L56 76V74H55V68H53L52 66L50 67V68H48L47 69V71L49 72L50 70ZM51 70V73L49 74L47 71L44 73V77H45V79H50V78H52V77H54L53 75H52V73H53V71ZM63 72L65 73V69L63 70ZM87 72L89 73V70H87ZM13 73V74H12ZM10 72L9 73V78L10 79H16V77L19 79V78H21V79H19V81H24V80H26V79H24V78H26V77H23L24 76V74L22 75V73L20 74V72L18 73V72H15V71H13V72ZM20 74L22 77H20V75H18V74ZM49 75H48V74ZM63 73V75L65 76V74ZM185 73V74H184ZM11 74V75H10ZM17 76H16V75ZM14 75V76H13ZM45 75H47V76H45ZM13 76V77H12ZM41 76L43 77V75L41 74ZM64 76H62L61 75V78H62V80H61V78L59 79V80H57L59 83H57L55 80H54V82H56V83H54V85L52 84V86H51V88L54 90V91H56V92H60V91H62V89L65 87V85L66 84H69V82H70V84H73L72 82H71V80L69 79V78H67V76H65L66 78H64ZM182 77V78H181ZM213 77V78H212ZM224 77V78H223ZM213 80H212V79ZM24 79V80H23ZM64 79V80H63ZM69 79V80H68ZM178 79H179V81H178ZM204 79V80H203ZM60 80H61V82H60ZM67 81V82H66ZM207 81V82H206ZM63 82V83H62ZM261 82V83H260ZM38 83V84H37ZM65 83V84H64ZM56 84V85H55ZM60 84V85H59ZM258 84V85H257ZM58 85H59V87H58ZM61 85H62V87H61ZM74 85V84H73ZM77 86V85H76ZM44 87V88H43ZM160 87H162L161 89H162V91H161V89H160V92L162 93V95H161V93H160V106H162V108H165V109H170L171 108V110L173 109V106H172V104L170 103V99L172 98V90H171V88L170 87H166L165 85L164 86H161L160 85ZM217 87V88H216ZM41 88V89H40ZM58 88V89H57ZM170 88V89H169ZM183 88H185V89H183ZM209 88V89H208ZM24 89L26 90V92L24 91ZM24 89L23 90H21V91H19L18 93H17V97H15L14 96V98L12 99L9 95H10V89L9 90H6V92L4 91L3 92V94H2V96H3V102H6V103H9V105L11 104V105H13L14 104V101H16L17 103L20 101V103H19V105L15 102V106H21L22 104V101H23V99L24 98H26L27 96H26V94H27V89H26V87H24ZM36 89V90H35ZM38 89V90H37ZM40 89V90H39ZM168 89V90H167ZM231 90V91H230ZM23 91V92H22ZM35 91V92H34ZM37 91H38V94L40 95H38L37 94ZM119 91H121L120 93H122L123 92V90H121V89H119ZM186 91V92H185ZM227 91V92H226ZM9 92V93H8ZM92 92H94V93H92ZM226 92V93H225ZM239 92V93H238ZM34 93H35V95H34ZM184 93H185V95H184ZM44 95V94H43ZM26 96V97H25ZM38 96V97H37ZM203 96H205V97H203ZM237 96H238V98H237ZM6 97V98H5ZM225 97V98H224ZM227 97H228V99H227ZM23 98V99H22ZM221 98V99H220ZM34 99V100H33ZM37 99V100H36ZM85 99V100H84ZM86 99H87V101H86ZM112 98H106V100H104V103H106V105H110L111 103H112V100H111ZM220 99V100H219ZM223 99V100H222ZM225 99V100H224ZM235 99V100H234ZM6 100V101H5ZM13 100V101H12ZM66 100V101H65ZM83 100V101H82ZM109 100V101H108ZM111 100V101H110ZM167 100H168V102H167ZM213 100H215L214 102H213ZM63 101V100H62ZM61 101V103H63V104H61L62 106H66V105H68V103H69V101H70V98L69 97H66L65 99H64V101L62 102ZM86 101V103H84ZM241 101H243V102H241ZM33 102V103H32ZM35 102V103H34ZM37 102V103H36ZM81 102V103H80ZM224 102V103H223ZM13 103V104H12ZM83 103V104H82ZM94 103V104H93ZM214 103V104H213ZM222 103V104H221ZM236 103V104H235ZM17 104V105H16ZM51 104H52V106H54L55 105V103H53V102H51ZM170 104V105H169ZM216 104V105H215ZM79 105H80V107H79ZM90 105V106H89ZM215 105V106H214ZM223 105V106H222ZM77 106V108H74V107H76ZM89 106V107H88ZM171 106V107H170ZM175 106V105H174ZM181 106V107H180ZM234 106H238L239 108H237V110H238V112L237 111H235L234 110ZM229 107V108H228ZM241 107V108H240ZM35 108H37V107H35ZM186 108H187V110H186ZM222 108H224V109H222ZM79 109H81V110H79ZM91 109V110H90ZM215 109V110H214ZM240 109V110H239ZM233 110V111H232ZM27 111V112H26ZM47 111V112H46ZM218 111V112H217ZM226 111V112H225ZM44 113H45V115H44ZM48 113V114H47ZM235 113H237V114H235ZM239 113V114H238ZM51 114H52V116H51ZM87 114V115H86ZM26 115V114H25ZM43 115V116H42ZM48 115V116H47ZM97 115H98V117H97ZM182 115V116H181ZM187 117H186V116ZM50 116H51V118H50ZM239 116V117H238ZM38 117V118H37ZM44 117V118H43ZM46 117H47V119L48 120H45L46 119ZM49 117V118H48ZM54 117V116H53ZM90 117L92 118V119H90ZM93 117H97V118H95V119H93ZM132 117V116H131ZM182 117V118H181ZM184 117V118H183ZM229 117H231V118H229ZM24 118V119H23ZM41 118H42V120H41ZM81 118V119H80ZM133 118H135V117H133ZM179 118V119H178ZM19 119V120H18ZM22 119H23V123H22ZM27 119V120H26ZM38 119H40V121L42 122L43 120H44V122H37V120ZM53 119V120H52ZM61 119V120H60ZM85 119V120H84ZM88 119V120H87ZM101 119H103V118H101ZM101 119L99 118V122L101 121ZM195 119V120H194ZM241 119V120H240ZM20 121L19 122V124L17 123L18 121ZM34 120V122H32ZM57 120V121H56ZM82 122H81V121ZM180 121V123H179V121ZM240 120V121H239ZM25 121V122H24ZM48 121V122H47ZM81 122L83 125L82 126H80L81 124L80 123H78V122ZM84 121V122H83ZM197 121V122H196ZM199 121V122H198ZM201 121V122H200ZM28 122H31V123H28ZM52 122V123H51ZM54 122V123H53ZM56 122V123H55ZM61 123L63 126H61V128H60V124L59 123ZM92 122V123H93ZM95 122H94V124H95ZM99 122H97L96 124L97 125H99V126H101L102 124H103V120L99 123ZM193 122L195 123V124H193ZM203 122V123H202ZM238 122V123H237ZM15 123V124H14ZM21 123V124H20ZM33 123V124H32ZM36 123V124H35ZM38 123V124H37ZM43 124V125H41V124ZM48 123L50 124V125H48ZM127 124V125H125V124ZM17 124V125H16ZM35 124V125H34ZM40 124V125H39ZM45 124H46V127H45ZM59 124V125H58ZM70 124H69V126H70ZM79 124V125H78ZM95 124V125H96ZM130 126H129V125ZM131 124H133V123H131ZM198 124V125H197ZM209 124V125H208ZM16 125V126H15ZM55 125V126H54ZM34 127V130L31 128L30 129V127ZM39 126H40V128H39ZM49 126V127H48ZM55 128H57L56 130L54 129V127ZM79 126V127H78ZM123 126V127H122ZM128 126V127H127ZM203 126V127H204ZM28 127H29V129H28ZM38 127V128H37ZM77 127V128H76ZM80 127L83 129H81L80 130ZM98 127V126H97ZM46 128V129H45ZM70 130V131H68L67 132V130L68 129ZM73 128V129H72ZM76 128V129H75ZM78 128H79V130H78ZM120 128V129H119ZM122 128V129H121ZM128 128H129V130H130V128H131V130H133L134 128V130H133V132L130 130H128ZM142 128V129H141ZM145 128H149V131H148V129H145ZM38 129V130H37ZM42 129V130H41ZM65 129H67V130H65ZM94 129V128H93ZM30 130V131H29ZM32 130V131H31ZM37 130V131H36ZM39 130H41L40 132L42 133V135H44L45 133H49V135L50 134H53V131H56L57 132V130H59V131H61V130H65L64 132L63 131H61L60 133L59 132H57V133H59L58 134V136H60V138L57 136V134L56 133H54V134H56V135H54V136H57L56 138H57V140H59L60 142H58V143H63L64 142V144H66V145H68V147L66 146L64 149H63V151L64 152H66V153H64V152H62V149L61 148H58V149H56V147L54 146V145H56V144H50V146H47V144L45 143V141L44 140H40V139H38V142H39V144H37L38 142L37 141H35V140H37V137H39V138H43L42 137V135L41 134H39L40 132H39ZM48 130V131H47ZM50 130V131H49ZM73 130V131H72ZM75 130V131H74ZM89 130H91V129H88V131ZM117 130V131H116ZM122 130V131H121ZM138 130V131H137ZM207 130V131H206ZM7 131V132H8ZM51 131H52V133H51ZM84 131V132H85ZM95 131H96V129H95ZM94 130L92 131V133L93 134H95L96 132H95ZM116 133H115V132ZM148 132V133H146V132ZM156 131V132H155ZM159 131V132H158ZM6 132V133H7ZM31 132V133H30ZM34 132H37V133H34ZM76 132V133H75ZM119 134H118V133ZM155 132V133H154ZM26 133L28 134V135H26ZM30 133V134H29ZM33 133V134H32ZM67 135H66V134ZM74 133V134H73ZM124 134L123 135V137H120L119 135H121L122 136V134ZM132 133V134H131ZM137 133V134H136ZM151 133V134H150ZM210 133V134H209ZM31 134H32V136H31ZM35 134H36V136H35ZM66 135V137H65V135ZM155 134V135H154ZM209 134V135H208ZM220 134V135H221ZM52 135V136H53ZM63 136V138H62V136ZM110 135V136H109ZM113 136V138H116V140H118V137L117 136H119L120 138H119V140H118V142L115 140V139H113L112 138V136ZM130 135L132 136V137H130ZM138 135V136H137ZM151 135H153L152 137H151ZM30 136V137H29ZM51 136V135H50ZM51 136V137H52ZM53 136V137H54ZM69 136V137H68ZM137 136V137H136ZM145 136V137H144ZM103 137V136H102ZM130 137V138H129ZM141 137V138H140ZM144 137V138H143ZM150 137V138H149ZM162 138L164 141V144H163V142L161 141L162 139H158V138ZM62 138V139H61ZM77 139V140H75V139ZM107 138V139H106ZM111 138V140L113 141V143L112 142H110V144H107L108 142L107 141H109V139ZM135 138H136V140H135ZM149 138V139H148ZM154 138H156V139H154ZM201 138H202V140H201ZM204 138V139H203ZM27 139H29V140H27ZM32 139H34V142H33V140ZM44 139V138H43ZM107 141H106V140ZM152 139H153V141H152ZM234 139V140H233ZM24 141V142H21V141ZM57 140H56V142H57ZM67 140H68V142H67ZM115 140V141H114ZM171 140V141H170ZM206 140H208V141H206ZM211 140V141H210ZM28 141V142H27ZM75 141H77V142H75ZM124 141V142H123ZM127 141V142H126ZM134 141V142H133ZM158 141H159V143H158ZM204 143H203V142ZM14 142L16 143V144H14ZM18 142V143H17ZM20 142H21V145H20ZM30 142V144H32V145H34V146H39L38 148L37 147H34V146H32V145H27L28 143ZM35 142H36V144H35ZM45 144H44V143ZM76 144H75V143ZM107 142V143H106ZM120 142V143H119ZM202 144H201V143ZM72 143H74V144H72ZM81 144H82V142H80ZM96 143H97V145H96ZM101 145H100V144ZM104 143H105V146H103L102 147V145H104ZM122 143H127V144H129L130 146H132V148L131 147H129L130 149H129V153L127 152V154L129 155H125L126 154V152H125V154H124V152L122 151V149L120 148L119 149V151L117 150V148H118V146L120 147L121 145H122ZM133 143H135V145L133 144ZM139 143H140V145H139ZM154 143V144H153ZM164 145L163 147H162V144ZM206 143V144H205ZM70 144V145H69ZM78 144V145H77ZM99 144V145H98ZM116 144H117V147H116V150L118 151V152H121L122 151V153H118L117 151L115 152L114 150V152L113 151H111V149H108V147H110L111 145H115L116 146ZM120 144V145H119ZM161 145V147H160V145ZM23 145H26L27 146V148L26 147H24ZM49 145V144H48ZM71 145H73V146H71ZM75 145V146H74ZM96 145V146H95ZM108 145V146H107ZM134 145V146H133ZM150 145V147H148ZM153 145V146H152ZM201 145V146H200ZM31 148H29V147ZM72 148H71V147ZM92 146V147H91ZM142 147V149L144 148V149H146V148H148V150H150V151H148L147 149V151L149 152H147L146 150H144V152H143V150L141 149H139L138 147ZM153 148H152V147ZM157 146V147H156ZM173 146V147H172ZM200 146V147H199ZM43 147H45L44 149H43ZM50 147V148H49ZM76 147V148H75ZM94 147V148H93ZM107 147V148H106ZM112 147V146H111ZM133 147H135V148H133ZM171 147V148H170ZM201 147H202V149H201ZM27 150H26V149ZM30 149V152L28 153V152H26V151H29V149ZM39 148H40V150H39ZM52 148V149H51ZM66 148H68L67 150H65ZM71 148V149H70ZM74 148V149H73ZM92 148V149H91ZM96 148V149H95ZM100 148H103L102 150L100 149ZM137 148V149H136ZM155 149V151H153L152 149ZM161 148H163V149H160ZM201 150H199V149ZM16 149H17V147H16ZM42 149V150H41ZM45 149H47V150H45ZM55 151H54V150ZM61 151H60V150ZM73 149V150H72ZM92 151H91V150ZM93 149L95 150L94 152H93ZM106 149V150H105ZM21 150V151H20ZM24 150H26V151H24ZM43 150H45V152H46V154L45 153H43L44 151ZM58 150V152H60V153H58V152H56ZM70 150H72L71 152H70ZM132 150V151H131ZM135 150V151H134ZM138 150H140L139 152H138ZM207 150V151H206ZM100 151H101V153H100ZM105 151V152H104ZM153 151V152H152ZM22 154H21V153ZM56 152V153H55ZM80 152V153H79ZM92 152V153H91ZM95 152H97V154L95 153ZM104 152V153H103ZM153 154H152V153ZM207 152V153H206ZM19 153V154H18ZM51 153V154H50ZM75 155H74V154ZM85 153H88L89 155L88 156H86L87 154H85ZM106 153V154H105ZM114 153V154H113ZM133 153V154H132ZM20 155L19 157H18V155ZM43 154V155H42ZM49 155V158H51V159H49V158H47L48 156H46L45 157V155ZM65 154H66V156H65ZM69 154V155H68ZM84 154H85V156H84ZM112 154V155H111ZM124 155V158H126V160H128L129 159V161L128 162H130V161H132V158H133V160L135 161H133V162H130L132 165L131 166H128L127 164H129L127 161H126V163L125 162H122V160L123 161H125V159L122 157L123 155ZM151 154H152V156H151ZM165 154V155H164ZM168 154V155H167ZM170 154V155H169ZM180 156H179V155ZM203 154V155H202ZM23 155V156H22ZM52 155V156H51ZM56 155H57V157H56ZM60 155H61V157H60ZM63 155V156H62ZM72 155H74L73 157H72ZM92 155V156H91ZM97 155H98V157H97ZM100 155V156H99ZM117 155V156H116ZM120 155V156H119ZM135 155V156H134ZM140 155V156H139ZM178 155V156H177ZM11 156V157H12ZM59 156V157H58ZM65 156V157H64ZM91 156V157H90ZM154 156V163H152L153 161L151 160V157H153ZM238 156V157H239ZM17 157V158H16ZM23 157V158H24ZM84 157H85V159L89 162V163H92L91 164V166H88V164H86L87 163V161L84 159ZM119 157V158H118ZM141 157V158H140ZM173 157V158H172ZM174 157H175V159H174ZM181 157V158H180ZM203 159H202V158ZM55 158V159H54ZM59 158V159H58ZM64 158V159H63ZM67 158V159H66ZM77 158V159H76ZM91 160H90V159ZM107 159L106 161H105V159ZM136 158V159H135ZM146 158H147V160H146ZM161 158V159H160ZM173 159V160H171V159ZM243 158V159H242ZM61 159V160H60ZM70 159H71V162H70ZM93 159H95V160H93ZM103 159V160H102ZM108 159H109V161H108ZM164 159V160H163ZM202 159V160H201ZM247 159V160H246ZM14 160V161H13ZM23 160V159H22ZM39 160V161H38ZM47 160V161H46ZM57 161V163H56V161ZM61 161V163H60V161ZM67 160V161H66ZM81 160H83L84 162H85V164H84V162L83 161H81ZM112 160V161H111ZM120 160V161H119ZM139 160H140V163H139ZM141 160H142V162L143 163H146L147 164V166H148V163L147 162H150V160H151V162H150V166L149 167H147L145 170H141L140 169V166L138 167L137 165H138V163L141 165V164H143L142 162H141ZM146 160V162H144ZM174 160H176V162L174 161ZM200 160V161H199ZM242 160V161H241ZM27 161V162H28ZM46 162V165H47V163L49 162V161H52V169H51V167H49V166H46L45 165V162ZM59 161V162H58ZM76 161H80L79 163H81L80 165L82 166H78V164L76 163ZM92 161V162H91ZM162 161H164L165 163H163ZM202 161V162H201ZM252 161H254V162H252ZM55 164H54V163ZM97 162H99V164L97 163ZM103 162H107L106 164L105 163H103ZM111 162H112V164H111ZM113 162H115V163H113ZM120 162H121V164H122V166H123V168H122V166H121V164H120ZM137 162V163H136ZM157 162L158 163H160V164H163V166H161L160 164H157ZM169 162V163H168ZM201 162V163H200ZM50 163V162H49ZM48 163V164H49ZM84 165H83V164ZM117 163V164H116ZM123 163H125V164H123ZM152 163V164H151ZM155 163L157 164V165H155ZM246 163V164H245ZM63 164H65V166L63 165ZM73 164V165H72ZM101 164H104V165H101ZM133 164H134V166H133ZM137 164V165H136ZM170 164V165H169ZM172 164H174V165H172ZM202 164V165H201ZM259 164V165H258ZM37 164H35V167L36 168H38L39 166H38ZM45 165V166H44ZM99 165V166H98ZM129 167H127V166ZM170 167H169V166ZM176 165V169L178 168V166ZM215 167H214V166ZM59 166H63L65 169L64 170H62L63 169V167L61 168V167H59ZM69 166V167H68ZM71 166V167H70ZM83 166H85V167H83ZM92 166H94V167H92ZM104 166V167H103ZM124 166H126L127 168H128V170H127V168L126 167H124ZM152 166V167H151ZM156 167V168H154V167ZM239 166V165H238ZM10 167V169H8ZM34 167V168H35ZM43 167V168H42ZM45 167H47L46 169H45ZM48 167H49V169H48ZM78 167H80L79 168V170H78ZM100 167H102V168H100ZM134 167V168H133ZM162 167H163V169H162ZM174 167V168H173ZM209 167H211L212 168V170H211V168H209ZM12 168V169H11ZM31 168H33V166L31 167ZM61 168V169H60ZM73 168H75V170L73 169ZM114 168V169H113ZM154 168V169H153ZM170 168H172V169H170ZM200 168H202V169H200ZM245 168V167H244ZM243 168V169H244ZM9 171H8V170ZM39 169V168H38ZM37 169V170H38ZM55 169V168H54ZM57 169V168H56ZM83 169H84V171H83ZM138 169V170H137ZM160 169V170H159ZM170 169V170H169ZM174 169V170H173ZM201 171H200V170ZM207 170V171H203V170ZM15 170V172H16V174L17 175H15L14 173L15 172H13V171ZM35 171H37L36 169H34ZM47 170V171H46ZM82 170V171H81ZM94 170H95V172H94ZM162 170H164V171H162ZM45 171V173H47L46 175H45V173H43ZM61 171H60V173H61ZM73 171V172H72ZM147 171V172H146ZM162 171V172H161ZM197 171V172H196ZM199 171V172H198ZM13 172V173H12ZM70 172V173H69ZM85 172V173H84ZM92 172H94V173H92ZM125 172H127L126 174H125ZM168 172V173H167ZM195 172V173H194ZM200 172H203V174L202 173H200ZM62 173V174H63ZM72 173V174H71ZM84 173V174H83ZM128 173H129V176H128ZM145 173V174H144ZM149 173V174H148ZM161 173V174H160ZM163 173V174H162ZM213 173V175H214V177H215V179L217 180H215V181H212L213 183H211V181L209 180V178L211 177V174ZM254 173V174H255ZM12 174H14L13 176H12ZM80 174H82V175H80ZM89 174V177L88 176H86V175H88ZM124 174V175H123ZM146 174L148 175V177H146ZM155 174V175H154ZM193 174V175H192ZM201 176H200V175ZM48 175H49V177H48ZM74 175V176H73ZM86 177H85V176ZM135 175V176H134ZM153 175V176H152ZM52 176V177H51ZM76 176V177H75ZM93 176V177H92ZM131 176H132V178H131ZM139 176V177H138ZM163 176V177H162ZM183 176V177H182ZM210 176V177H209ZM217 176V177H216ZM219 176V177H218ZM16 177V178H17ZM129 177H130V179H129ZM154 177V178H153ZM162 177V178H161ZM186 178V180H185V178ZM196 177V178H195ZM208 177V178H207ZM80 178V179H79ZM86 178H88L89 180L87 181V179ZM90 178H92V179H90ZM165 178V179H164ZM218 178V179H217ZM224 178V179H223ZM5 179H6V181H5ZM3 181H1L0 183V187H6V186H9L8 185V183L10 184V182H11V184H10V186H12L13 184L15 185V183H14V181L12 182V180L11 179H7V178H5ZM142 179V180H141ZM154 179H156L157 181L155 182V180ZM162 179V180H161ZM191 179V180H190ZM9 180V181H8ZM80 180V181H79ZM83 180V181H84ZM91 180V181H90ZM154 180V182H152V181ZM188 180V181H187ZM203 180V181H202ZM222 180V181H221ZM231 180V181H230ZM5 181V182H4ZM57 181V182H56ZM59 181H60V179H58V178H56L55 179V183H54V187H58V184L57 183H59ZM149 181V182H148ZM175 181H178V180H175ZM181 181V180H180ZM189 181H191V182H189ZM192 181H193V183H192ZM200 181V182H199ZM205 181V182H204ZM219 181V182H218ZM8 182V183H7ZM16 182V181H15ZM65 182V184L67 183L66 181H61L60 183L62 184V183H64ZM133 182H135V183H133ZM143 184H142V183ZM160 184H159V183ZM163 182V183H162ZM207 182V183H206ZM218 182V183H217ZM223 182V183H222ZM5 183V184H4ZM59 183V185H61ZM94 183V184H93ZM163 185L164 184V186H162L163 188H165L164 190H163V188L160 186L159 187V185ZM208 185H206V184ZM221 183V184H220ZM231 183V185H229ZM57 184V185H56ZM65 184H63L62 186H60V187H63ZM88 184V183H87ZM91 184V185H90ZM134 184H135V186H134ZM149 184V185H148ZM153 184V187L151 188L150 186ZM185 184V185H186ZM95 185V186H94ZM156 185H158L157 187H159L158 189H156L157 187H156ZM190 187H189V186ZM193 185V186H192ZM142 186V187H141ZM146 187V188H143V187ZM197 186V185H196ZM202 186V187H201ZM220 186V187H219ZM226 186V187H225ZM231 186V187H230ZM48 187H49V185H48ZM48 187H46V186H44L43 187V189H41V191H39V193H38V195H40V197L42 198V200H45V199H47L49 196H50V192L48 191V196L46 195V193L47 192H45V190H46V188L48 189ZM55 188V189H57L56 190V193L58 192V191H60V188L58 189V188ZM137 187V188H138ZM148 187H149V189H148ZM207 187V188H206ZM211 187V186H210ZM222 187H224V188H222ZM195 188V187H194ZM205 188V189H204ZM201 189V190H202ZM48 190H50V189H48ZM151 190H153L152 191V194H154V195H152L151 194ZM157 191V193H156V191ZM193 190V189H192ZM224 190H226V191H224ZM42 191H43V194H42ZM47 191V190H46ZM87 191H89V190H87ZM166 191V192H165ZM150 192V194H148ZM161 192L163 193V194H161ZM168 193V194H167ZM202 193V192H201ZM233 193V194H232ZM53 194H55V192H53ZM70 194L72 195V191H70ZM69 194V195H70ZM232 196V198H231V196ZM70 195V196H71ZM124 195V196H123ZM125 195H126V193L125 194H121L120 196H118V198L116 199L117 201H115V204L117 203V202H119V201H121V200H123V199H125ZM145 195V196H144ZM148 197H147V196ZM158 195V196H159ZM47 196V197H46ZM122 196V197H121ZM127 196V195H126ZM151 196H153L152 197V199L150 198ZM124 197V198H123ZM229 197V198H228ZM253 198L252 199H250V200H254V199H256V197L255 196H252ZM148 198V199H147ZM160 198H158L157 197V199L159 200V202H160ZM145 199V200H144ZM150 199V200H149ZM156 199V200H157ZM167 200V201H166ZM217 200V201H216ZM231 200V201H230ZM235 200V201H234ZM250 200H248V201H250ZM230 201V202H229ZM163 202H166L167 204H165V203H163ZM214 202V203H213ZM216 202H220L219 204L218 203H216ZM222 202V203H221ZM239 202V203H238ZM120 203V202H119ZM208 203V204H207ZM210 203V204H209ZM231 203V204H230ZM249 203V202H248ZM118 204V203H117ZM121 204V203H120ZM222 204V205H221ZM236 204V205H235ZM146 205H145V207H146ZM154 205V206H153ZM166 205V206H165ZM214 205V206H213ZM215 205H216V209H215ZM226 205V206H225ZM233 205H235V206H233ZM171 206H172V208H171ZM223 206V207H222ZM150 207H152V208H150ZM174 207V208H173ZM210 207V208H209ZM219 207V208H218ZM234 208V209H232V208ZM148 208V207H147ZM178 208V209H177ZM224 208V209H223ZM240 208V209H239ZM134 209H136V208H134ZM170 209H172V211L175 209V213H173L172 214V212H171V210ZM209 209V210H208ZM217 210V209H219V210H217L216 212H217V214H216V212L215 211H213V210ZM222 209V210H221ZM228 209V210H227ZM238 209V210H237ZM82 210V209H81ZM80 209H78L77 210V212H79L80 213V215L83 213L82 211H81ZM109 210H111V213H108V212H106V214L108 215V216H106V217H109V218H106L105 217V219H111V221H110V225L108 224V226H112V224L114 225V227H116L117 226V224H120V225H118V227H117V230H115L116 232V234L114 233V235H118L119 233V235L120 236H125V238L127 237L126 235V233H128L129 234V231H127V228L125 229L122 225H121V223L119 222V223H117L116 222V220L113 218L114 217V215L116 214L115 213V211H114V209H109ZM170 210V211H169ZM178 210H180L179 212H178ZM233 210V211H232ZM234 210H235V212H234ZM237 210V211H236ZM132 211L134 212V213H136V211H134L133 209H132ZM140 211H142V210H140ZM177 211V212H176ZM218 211H220V212H218ZM112 212H113V214H112ZM131 211H129V214H133L132 212L130 213ZM143 212V211H142ZM174 212V211H173ZM182 212V213H181ZM203 212H205L204 214H203ZM206 212H208V213H206ZM222 212V213H221ZM231 212H233L232 214L233 215H229V214H231ZM214 214V215H211V214ZM219 213V214H218ZM221 213V214H220ZM226 213H227V215H226ZM156 216V218H154V216ZM151 215V217L149 218V220H152V221H156V219H157V214H156V212H154V213H152ZM180 214H182V216H180ZM208 214V215H207ZM110 215V216H109ZM112 215V216H111ZM218 215H219V217H218ZM223 215V217H221ZM212 216V217H211ZM215 216H217V217H215ZM230 216V217H229ZM242 216H243V218H242ZM226 217H228V218H226ZM239 217H240V220H238L239 219ZM112 218H113V221L115 222V223H113V221H112ZM136 218H140V216H137ZM190 218V219H189ZM202 218H204L205 220L203 221L202 220ZM219 220H218V219ZM226 218V219H225ZM137 219V220H138ZM155 219V220H154ZM159 219V218H158ZM216 219H217V222H216ZM228 219H230L229 220V222H228ZM234 219V220H233ZM246 221H245V220ZM257 219V218H256ZM190 220V221H189ZM236 220V221H235ZM242 220V221H241ZM139 221V220H138ZM201 221H203V222H201ZM208 222V224L209 225H207L206 224V222ZM211 221H214V222H211ZM220 221V222H219ZM225 221V222H224ZM240 221V222H239ZM112 222V223H111ZM143 221H141V222H139V223H142ZM144 222H146L147 223V221H145L144 220ZM188 222H190V223H188ZM223 222V223H222ZM251 222V221H250ZM255 221H253V223H254ZM146 223H143V224H146ZM205 226V229H204V226H202V224ZM212 223H214L213 224V226L215 227H212V226H210V224L212 225ZM224 223H225V225H224ZM243 223V224H242ZM115 224H116V226H115ZM227 224V225H226ZM229 224V225H228ZM173 225V224H172ZM182 225V226H181ZM206 225H207V227H206ZM218 225V226H217ZM231 225V226H230ZM242 225V226H241ZM107 226V227H108ZM174 226V225H173ZM184 226V227H183ZM188 227V228H186V227ZM227 226H229L230 228H232V229H228V227ZM232 226H234V227H236V228H234V227H232ZM241 226V227H240ZM113 227V226H112ZM122 227V228H121ZM184 229H183V228ZM199 227V228H198ZM209 227L210 228H213V230L214 231H217V233H221V234H219L220 235V238H218V240H217V242H214L208 235L207 236H205L207 233V230L209 229ZM220 227H222V228H220ZM225 227V228H224ZM227 227V228H226ZM109 228V227H108ZM125 230H124V229ZM186 228V229H185ZM223 228H224V230H223ZM185 230V231H183V230ZM217 229H219V230H217ZM227 229V230H226ZM233 229H235L234 230V232H233ZM239 229V230H238ZM248 229H250V228H248ZM129 230V229H128ZM223 230V231H222ZM229 230H231V231H229ZM239 232H238V231ZM121 231V232H120ZM127 231V232H126ZM131 232V237L128 235V237H127V239L129 240H131L133 237H135V235H134V233H132L133 231H134V229L133 230H130ZM205 233H204V232ZM220 231V232H219ZM225 231H228V233L227 232H225ZM235 231H237V234L239 235V234H241V235H239V236H237L235 233ZM119 232V233H118ZM123 232V233H122ZM135 233H136V231H134ZM198 232V233H197ZM200 232V233H199ZM203 232V233H202ZM223 232H224V234H223ZM107 234H109L110 235V232H106ZM118 233V234H117ZM124 233L126 234V235H124ZM233 233V234H232ZM242 233H244L243 235H242ZM107 234H105L106 236H109V235H107ZM203 234V235H202ZM205 234V235H204ZM232 234V235H231ZM225 236V238H223L224 236ZM231 235V236H230ZM233 235L234 236H236V237H233ZM120 236H117V237H120ZM133 236V237H132ZM195 236H197V237H195ZM203 238H202V237ZM229 237V238H227L228 239V241H225V240H222V239H226V237ZM240 236H246V242H244L245 241V239H244V241H242L241 240V243H240V240L239 239H237L238 237L240 238ZM253 236V237H252ZM171 237H173V235H171ZM207 237V238H206ZM209 237V238H208ZM231 237H233V239L231 238ZM205 238V239H204ZM234 238H236L235 240H234ZM248 238V239H247ZM206 239H209V240H207L206 241ZM226 239V240H227ZM241 239V238H240ZM255 239V240H254ZM112 240V242H113V239H111ZM195 240V239H194ZM202 240L204 241V243L205 244H207V243H213L212 245H204V243L202 242ZM211 240L213 241V242H211ZM232 240H234V242L232 241ZM239 240V241H238ZM119 242V245H118V242ZM198 241V242H197ZM220 241V242H219ZM248 241V242H247ZM254 241V242H253ZM261 241H264V240H262L261 239ZM194 243H195V241H193ZM202 242V243H201ZM226 242V243H225ZM227 242H228V244H227ZM237 242H239V244L237 243ZM214 243H216L215 245H214ZM246 244V246L245 245H242V246H244V247H242L241 246V244ZM253 243V244H252ZM261 243V244H260ZM259 243V251H258V253L259 254H257L258 255V257H254V255H252V256H250L249 258H250V260H254V259H257V260H255L254 261V263H251V262H249V264L251 263V264H264V249H263V243L264 242H260ZM117 244V245H116ZM120 244H121V242H120V239L119 240H116L115 241V245H114V247L115 248H117V250L120 248L119 246H120ZM230 244V245H229ZM217 245V246H216ZM224 245V246H223ZM225 245H228L227 247H225ZM235 245V247H233ZM204 246H207L206 248L204 247ZM241 246V247H240ZM184 247V246H183ZM182 247V250H183V252H184V254H183V256L185 257V259H186V257L191 253L190 251H192L193 252V249H189L188 248V250H187V248L186 247H184L183 248ZM219 247V248H220ZM225 247V248H224ZM240 247V248H239ZM247 247H248V249H247ZM205 248V249H204ZM209 248V249H208ZM232 248V249H231ZM216 249V250H215ZM221 249V248H220ZM232 251H231V250ZM235 249V250H234ZM257 249V250H258ZM242 250V251H241ZM247 250V251H246ZM261 250V251H260ZM214 251H216L215 253H214V255H213V253L212 252H214ZM238 251V252H237ZM239 251H241L242 252V254H241V252H239ZM250 251V252H249ZM263 251V252H262ZM185 252H187V253H185ZM189 252V253H188ZM244 252V253H243ZM245 252H246V254H245ZM262 252V253H261ZM195 254L197 253V250L194 252ZM211 253V254H210ZM227 253V254H228ZM240 253V254H239ZM250 253V254H249ZM230 254V255H231ZM263 256H261V255ZM191 255H193V253H191L189 256H188V258H187V260H189L190 259V261L192 262L194 259L192 258V256ZM239 255V256H238ZM241 255V256H240ZM244 255H246V256H244ZM248 255V256H247ZM208 256V254L207 255H205V257L206 258H208V259H204V261L207 263V264H212L214 261H212L211 260V256H210V258H209V256ZM141 257V256H140ZM143 257V256H142ZM141 257V258H142ZM192 258V260H191V258ZM215 258V257H214ZM214 258H212V259H214ZM252 258V259H251ZM212 261V262H211ZM201 262H203V260L201 261ZM205 262H203V264H206ZM217 264H218V262H217ZM248 264V263H247Z\"/></svg>",
  "mask_w": 264,
  "mask_h": 264
}]
</instances>
